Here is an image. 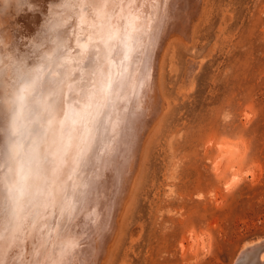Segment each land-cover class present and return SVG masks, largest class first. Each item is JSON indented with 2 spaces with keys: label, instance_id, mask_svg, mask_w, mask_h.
<instances>
[{
  "label": "bare ground",
  "instance_id": "bare-ground-1",
  "mask_svg": "<svg viewBox=\"0 0 264 264\" xmlns=\"http://www.w3.org/2000/svg\"><path fill=\"white\" fill-rule=\"evenodd\" d=\"M13 1L14 11L26 7ZM74 1L44 0L48 10L42 11L41 27L56 37L51 43L41 31L35 45L45 38L33 57L3 48L0 203L7 197L12 207L9 217H0V264H106L119 216L139 178L145 141L162 108L164 54L172 42H189L207 3L97 0L101 6L86 0L67 27ZM35 5L40 9L41 0ZM1 6L0 20L11 22L15 16ZM47 45L52 57L57 55L55 70L65 77L55 91L40 84L38 98L29 104L25 98L33 95L40 75L36 63ZM90 69L93 80L85 83ZM52 95L58 100L49 104ZM242 145L219 142L216 169L241 159ZM239 179L233 174L228 187ZM235 264H264V239L246 242Z\"/></svg>",
  "mask_w": 264,
  "mask_h": 264
},
{
  "label": "rangeland",
  "instance_id": "rangeland-1",
  "mask_svg": "<svg viewBox=\"0 0 264 264\" xmlns=\"http://www.w3.org/2000/svg\"><path fill=\"white\" fill-rule=\"evenodd\" d=\"M35 1L17 0L26 7L14 11L13 0H0L16 21L0 20V60L3 48L33 57L45 38L35 45L41 31L55 41L56 33L41 27L44 0L40 9ZM74 3L67 27L87 6L86 0ZM200 8L189 42H172L164 54L162 108L106 264H235L246 242L264 239V0H207ZM30 24L38 29L29 31ZM44 49L29 104L40 84L55 91L65 77L54 68L57 55ZM85 77V83L93 80L91 69ZM56 99L50 96L49 104ZM225 140L243 144L242 158L218 171V143ZM233 174L240 179L228 187Z\"/></svg>",
  "mask_w": 264,
  "mask_h": 264
},
{
  "label": "snow or ice",
  "instance_id": "snow-or-ice-1",
  "mask_svg": "<svg viewBox=\"0 0 264 264\" xmlns=\"http://www.w3.org/2000/svg\"><path fill=\"white\" fill-rule=\"evenodd\" d=\"M9 214H10V207L6 197L5 201L0 203V217H7Z\"/></svg>",
  "mask_w": 264,
  "mask_h": 264
}]
</instances>
